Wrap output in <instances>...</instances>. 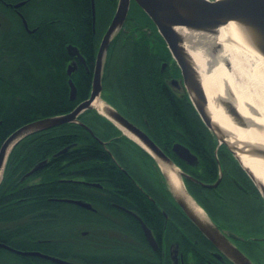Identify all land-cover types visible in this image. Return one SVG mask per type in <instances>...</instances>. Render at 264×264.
I'll list each match as a JSON object with an SVG mask.
<instances>
[{
	"label": "flooded vegetation",
	"instance_id": "af4514ba",
	"mask_svg": "<svg viewBox=\"0 0 264 264\" xmlns=\"http://www.w3.org/2000/svg\"><path fill=\"white\" fill-rule=\"evenodd\" d=\"M18 3L0 0V36L3 38L10 35L14 18L17 20L14 24L20 23L26 34L35 31L27 22V28L23 24L25 3L17 9L12 7ZM135 6L131 1L129 12ZM136 9L142 26L130 27L128 12L116 41L108 46L100 99L146 135L172 165L156 160L128 130L95 109L81 112L78 120L92 133L80 126L85 132L80 149L94 143L104 156L93 164L114 168L137 195L121 190V185L111 182L106 175L92 174L89 167L81 165L79 170L71 169L72 162L62 159L63 165L55 168L59 171L53 170L52 175L57 182L79 183L80 197L51 198L49 200L56 203L29 204L24 202L26 199L17 197L16 191L3 193L0 198L3 202L0 206V264H57L49 258L71 264H242L231 248L251 264H264V202L253 182L224 146L219 147L216 156L215 150L210 158L199 155L186 139L181 124L175 127L174 137L166 131V123L162 122L165 108L158 110L159 118H156V110L147 106L149 98L191 102L181 71L167 45L150 19ZM98 47L92 52L91 60L78 51L84 63L68 54L65 74L76 88V98H84L72 111L91 93ZM8 58L2 46L0 111L12 109L5 107L6 100L15 95L7 91V84L14 78L8 75L13 63ZM120 58L126 59L127 64L122 66H127L120 68L118 75L116 61ZM68 66L72 67L70 76L66 73ZM140 67L143 69L139 70ZM142 71L146 80L139 77ZM84 80L87 84H83ZM174 144L187 148L196 159L187 162L179 158L172 149ZM75 146L76 143L64 147L65 155ZM55 154L49 159L60 157H54ZM84 162L86 160L81 164ZM210 164L214 171L209 169ZM162 167L175 171L181 184L179 196L175 195ZM25 174L21 182L36 184L37 179L27 181L29 176ZM64 200L80 201L90 208ZM179 201L203 212V217L216 227L223 241L215 245L208 240L184 214ZM11 211L17 213L15 221L8 219ZM28 211L35 213L28 214ZM27 215L31 219H26Z\"/></svg>",
	"mask_w": 264,
	"mask_h": 264
},
{
	"label": "trees",
	"instance_id": "16d2710c",
	"mask_svg": "<svg viewBox=\"0 0 264 264\" xmlns=\"http://www.w3.org/2000/svg\"><path fill=\"white\" fill-rule=\"evenodd\" d=\"M3 1L7 3L24 2L23 15L29 28L35 31L32 34H26L20 23L14 24L16 19L13 17L10 35L6 38L0 36V48L2 46L6 48L9 54L8 59L13 62L8 75L14 78L7 84V91L15 94L14 98L6 100L5 107L12 109L0 111L2 121L0 144L18 127L42 118L67 114L84 99L70 100L69 98L65 66L70 57L66 48L72 45L91 60L98 40L96 36L100 35V31L104 28L103 24H106V21L100 23L102 11L99 9L100 4H103L105 10L108 7L109 14H111V7L114 8L117 3V0H95L96 23L93 28L90 0ZM142 69L143 67H140L139 70ZM139 77L146 80L143 71L139 73ZM73 79L76 80V77L74 76ZM83 84H87V80H84ZM2 85L0 83V92L3 91ZM178 102L168 98H149L147 106L156 110L154 115L156 118H159L158 110L165 108L166 114L162 122L166 123V131L172 133L174 137L175 127L181 124L184 135L192 148L197 150L199 155L210 158L216 148L214 137L203 125L187 99L178 100ZM1 103H3L2 100H0V105ZM185 107L189 110L186 111ZM158 122L161 124L159 119ZM84 133L79 125L65 124L34 133L19 141L7 158L0 186V198L3 193L16 191L19 193L17 197L26 199L24 202L29 204L56 203L50 201L51 198L78 199L81 189L79 183L57 182L56 177L52 175L53 170L59 171L55 168L63 165L62 159L72 162L70 163L71 169L79 170L82 165L89 167L94 175H106L111 182L120 184L121 190L136 196V192L130 185L124 183L114 168L107 164L101 166L93 164L104 156L94 143L86 149H80L79 143L84 139ZM74 143L76 146L70 151L73 150L56 158H60L59 160L49 159L52 154ZM44 160H48L47 165L27 179V181L37 179L36 184L28 185L20 181L22 175ZM84 160L86 162L81 164ZM52 164H54L53 167ZM65 167L62 169L65 170ZM209 169L214 171L211 164ZM2 204L0 200V206ZM1 212L0 208V221L2 220ZM33 213L35 212L28 211V214ZM9 214L8 219L10 220L15 221L18 218L15 211ZM26 219H31V217L27 215Z\"/></svg>",
	"mask_w": 264,
	"mask_h": 264
},
{
	"label": "water",
	"instance_id": "95a60500",
	"mask_svg": "<svg viewBox=\"0 0 264 264\" xmlns=\"http://www.w3.org/2000/svg\"><path fill=\"white\" fill-rule=\"evenodd\" d=\"M131 1L150 19L152 24L157 29L158 33L164 40L171 56L175 60L181 71L182 80L189 95L190 102L194 107L197 115L206 129L212 134L216 140V148L214 155H217V150L220 146H224L228 152L238 162L242 170L246 173L249 179L257 188L264 202V185L257 181L253 174L244 168L237 154L246 155L264 160V148L257 145L230 143L229 136L222 131L217 125L212 122V119L207 111V98L202 87L201 78L198 76L193 65L188 62L185 43L186 40L179 33L178 29H188L196 32H202L207 35H215L219 27L226 25L229 22H235L242 25L246 32L250 34V40L255 49L264 56V0H117L116 10L111 19L109 26L104 33L98 47L95 57L94 72L92 77V89L87 100L80 103L73 111L58 115L42 118L15 129L6 137L0 147V184L3 179V173L6 166L7 158L12 148L24 138L46 130L53 129L65 124H77L84 129L91 130L78 120V116L85 110L93 109L91 104L100 99L102 89L101 80L103 74L106 53L110 42L116 39L122 29L127 18ZM24 3L13 5L15 9L22 6ZM91 16L93 28L95 25V0H90ZM24 26L27 28L26 21L22 18ZM203 40H195L188 42L194 48H203L210 56L208 67L215 65L218 62L216 57L221 50L219 44L214 46L206 45ZM67 52L71 57H75L79 62L84 63V59L78 52L77 48L68 45ZM72 67H67V75L70 76ZM68 85L70 88V100L76 98V88L73 82L69 79ZM232 96V94H230ZM102 103H104L102 101ZM224 113L232 120V122L240 128H257L249 119L243 117L233 104L221 103ZM104 115L112 123L119 125L128 130L148 152L153 155L156 160L172 165L170 160L164 153L142 132L132 127L130 123L124 120L117 112L112 110L104 103ZM174 153L181 159L187 162H193L196 159L187 148L179 144H174ZM66 148L58 151L54 157L65 154ZM48 160L37 163L25 177H28L36 171L46 166ZM187 178V177H186ZM196 182V181H195ZM205 186V185H203ZM209 187V186H208ZM215 187V185H214ZM175 195H180L179 190H174ZM68 203H73L79 206L90 208L88 204L74 200H64ZM184 214L196 225L202 234L215 245H219L223 241L222 235L218 232L211 222L203 217V212L197 214L188 203L179 201ZM203 217V218H202ZM231 252L241 260L242 264H251L239 251ZM57 264H71L54 258H49Z\"/></svg>",
	"mask_w": 264,
	"mask_h": 264
},
{
	"label": "bare ground",
	"instance_id": "6f19581e",
	"mask_svg": "<svg viewBox=\"0 0 264 264\" xmlns=\"http://www.w3.org/2000/svg\"><path fill=\"white\" fill-rule=\"evenodd\" d=\"M177 31L187 43L200 39L210 47L215 43L221 47L216 57L218 64L208 67L212 62L206 50L185 43L188 62L201 78L207 98V111L212 122L229 136L230 143L264 148V56L253 46L250 34L235 22L219 27L213 36L188 29ZM221 103L233 104L238 112L252 121L257 128H240L235 125L224 113ZM91 106L100 115H104L102 101L96 99ZM237 156L241 165L264 185V160L240 154ZM162 168L168 174L174 189L178 191L181 184L175 171L167 167ZM195 211L201 214L199 210Z\"/></svg>",
	"mask_w": 264,
	"mask_h": 264
},
{
	"label": "rangeland",
	"instance_id": "374dc122",
	"mask_svg": "<svg viewBox=\"0 0 264 264\" xmlns=\"http://www.w3.org/2000/svg\"><path fill=\"white\" fill-rule=\"evenodd\" d=\"M102 5L103 4H100V7H99V9L102 10L101 13H100V23H102V22L105 23V21H106V24H103L104 28H102V31H100V33H99L100 35L99 36H96L97 39H98L97 40V43H96V48L99 45V42H100V40H101V38H102L105 30L107 29V27L109 26V24L111 22V19H112L113 15H114V12L116 10L117 3H116V5H115L114 8L111 7V14H109L108 7L105 10ZM135 7H131L130 12L128 11L129 12L128 19H129V26L130 27L142 26V22L140 20V15H139V13H137V9H136L138 7H136V8ZM95 10H96V8H95ZM95 23H96V14H95ZM116 39H117V37H116ZM116 39L114 41H116ZM122 59L120 58L119 62H118V60L116 61V64H117L116 71L118 72L117 73L118 75H119V69L122 68V67H126L127 66V65L122 66V64L126 63V59L124 61ZM93 111L94 110H92V112Z\"/></svg>",
	"mask_w": 264,
	"mask_h": 264
}]
</instances>
